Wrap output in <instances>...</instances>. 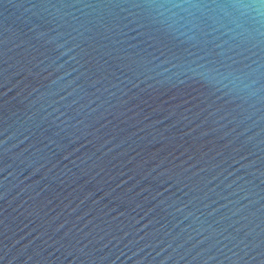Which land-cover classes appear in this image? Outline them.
Returning a JSON list of instances; mask_svg holds the SVG:
<instances>
[{
	"label": "water",
	"instance_id": "water-1",
	"mask_svg": "<svg viewBox=\"0 0 264 264\" xmlns=\"http://www.w3.org/2000/svg\"><path fill=\"white\" fill-rule=\"evenodd\" d=\"M0 264H264V0H0Z\"/></svg>",
	"mask_w": 264,
	"mask_h": 264
}]
</instances>
